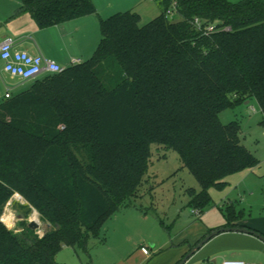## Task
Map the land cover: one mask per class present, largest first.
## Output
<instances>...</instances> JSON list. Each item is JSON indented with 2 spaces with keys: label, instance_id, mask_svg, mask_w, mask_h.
<instances>
[{
  "label": "trees",
  "instance_id": "trees-1",
  "mask_svg": "<svg viewBox=\"0 0 264 264\" xmlns=\"http://www.w3.org/2000/svg\"><path fill=\"white\" fill-rule=\"evenodd\" d=\"M41 28L97 13L93 0H21ZM176 2L173 21L166 11ZM142 24L134 9L100 18L90 59L34 80L0 99V264H61L65 246L88 251L114 214L138 206L152 145L175 150L200 189L188 205L203 214L231 174L260 160L239 120L221 113L256 100L264 126V0H162ZM215 24L205 32L194 19ZM50 224L40 236L2 220L15 194ZM227 224L243 212L224 210ZM59 226V227H58Z\"/></svg>",
  "mask_w": 264,
  "mask_h": 264
},
{
  "label": "rangeland",
  "instance_id": "rangeland-1",
  "mask_svg": "<svg viewBox=\"0 0 264 264\" xmlns=\"http://www.w3.org/2000/svg\"><path fill=\"white\" fill-rule=\"evenodd\" d=\"M112 1L99 0L98 2L101 8H107ZM238 1L240 0H232V2ZM122 2L125 3V0ZM159 3L158 0H144L140 8H146V15H148L147 11L153 15L158 10L160 11ZM170 19L178 21L181 17L178 13H174ZM100 40L101 35L98 44ZM2 63L4 62L0 58V64L2 65ZM10 75L6 72L2 75L0 74V99L5 97L6 91L8 90L7 86L12 88ZM33 83L34 80L26 81L21 89L12 88L11 92L16 95L20 91L30 88ZM251 106L255 108V111L250 109ZM220 116L224 123H228L234 119L239 120L242 126L244 142L260 159V166L262 172H264V126L260 123L262 120V111L256 100L252 99L247 104L226 109ZM152 151L151 165L149 171H147L148 174L145 176V182L139 191V195L143 194L144 191L146 193L142 197L139 196L133 199L143 209L129 207L123 210L122 213L118 212L114 214L102 226L100 238H92L89 241L87 252L79 251L77 253L74 248L65 246L57 255L59 263L131 264L140 254V243L144 236L156 238L167 237L170 234V230L173 233V225L181 224L178 223L181 218V222L183 220L188 221L187 218L189 216L191 217V221H199L204 215L210 213L208 217L211 218V222L214 224L215 222L217 224V222L226 220L224 211L222 212L220 207L227 201V195L237 200V207L240 211L247 208L246 214H250V204L254 206L253 212L255 216L264 212V207H262L264 205V176L261 178L256 177L253 181H247L245 183L243 182V178L241 182L238 181L241 174L237 172L227 177L228 184L224 188L212 187L210 189L213 198V204L210 208L201 215L192 213L191 211L193 209L187 202L189 201L187 188L194 187L199 190V182L188 168L182 166L179 154L175 150H167L158 144H154L152 145ZM246 185L248 187H254V190L251 191V188L246 189ZM19 195L23 197L21 194ZM16 196L17 193L11 197L1 216L3 218V215L8 213L15 218V222L11 225L5 224L15 231H21L20 222L25 219L30 222L34 219V211H37V220L40 221V227L37 229V233L39 235L44 233L50 226H48L47 222L43 221L40 212L33 207L28 216L25 217V208L22 206L28 202L25 198L20 200ZM145 244L149 246L150 242L147 240Z\"/></svg>",
  "mask_w": 264,
  "mask_h": 264
},
{
  "label": "crops",
  "instance_id": "crops-1",
  "mask_svg": "<svg viewBox=\"0 0 264 264\" xmlns=\"http://www.w3.org/2000/svg\"><path fill=\"white\" fill-rule=\"evenodd\" d=\"M93 1L97 6V13L41 28L29 11L22 7L21 0H0V41L6 37H13L17 48L35 54H42L47 58L57 60L63 65H69L73 58L84 60L93 55L92 53L97 47L101 35L100 18L134 9L141 15V23L144 24L159 16L162 11V0H158L160 11L158 10L153 15L149 11L146 15V8H140L144 0H125V3L122 2L123 0H113L107 8H101L99 0ZM3 73L5 71L2 63V65L0 64V74ZM11 80L12 88L18 89H21L26 82L12 77V75ZM247 103L248 101L244 104ZM239 174H241V177L238 178V181L241 182L243 178L245 183L253 181L256 177L261 178L264 176L260 162L256 167L243 170ZM247 188H251V191L254 190V187L246 185ZM226 199L225 204L220 205L222 212L225 207L230 205L240 211L237 207V200H234L235 198L227 195ZM250 205V214H246L247 208H244L242 217L232 225L247 227L264 235V212L255 216L254 206L253 204ZM123 210L120 212L122 213ZM191 212L193 213V211ZM209 214L204 215L199 221H191L189 216L188 221L183 220L181 222V218L178 221L181 224L173 225L174 231L172 233L170 230L167 237L144 236L140 243V254L131 264H178L204 237L213 230L227 224L225 215L226 220L214 224L211 222V218L208 217ZM147 240L150 242L149 246L145 244ZM224 259H245L253 262V264H264V241L249 232L239 230L223 231L213 236L201 248L194 250L185 264H222Z\"/></svg>",
  "mask_w": 264,
  "mask_h": 264
},
{
  "label": "built area",
  "instance_id": "built-area-1",
  "mask_svg": "<svg viewBox=\"0 0 264 264\" xmlns=\"http://www.w3.org/2000/svg\"><path fill=\"white\" fill-rule=\"evenodd\" d=\"M176 7V2L173 1L166 11V16L168 18H171V16L176 13ZM194 23L205 32H212L215 30V24L211 23L206 25L199 17L194 19ZM0 58L4 62L3 70L11 74L12 77L19 78L22 81H33L44 75L60 73L69 65L84 62L82 58H73L69 65H63L57 60L47 58L42 54H35L28 50L17 48L14 44L13 37H6L0 41ZM7 89L5 97L10 98L13 93L10 87ZM250 109L255 111L253 106H251ZM193 213H195L194 210ZM42 235L43 233L40 234V236ZM222 264H253V262L245 259H224Z\"/></svg>",
  "mask_w": 264,
  "mask_h": 264
},
{
  "label": "water",
  "instance_id": "water-1",
  "mask_svg": "<svg viewBox=\"0 0 264 264\" xmlns=\"http://www.w3.org/2000/svg\"><path fill=\"white\" fill-rule=\"evenodd\" d=\"M249 102V100H248ZM19 194V193H17ZM1 220L3 221L2 217ZM4 222V221H3ZM5 223V222H4ZM29 226L34 228V229H38L40 227V221L37 219H32L29 222ZM48 226H50V224L48 223ZM59 227V226H58ZM231 230H239V231H244V232H249L252 233L254 235H256L257 237L261 238L264 241V235H262L261 233H258L256 231H253L252 229H249L247 227H240V226H223L220 227L218 229L213 230L211 233H209L206 237H204L195 247L192 251H190L178 264H185L186 260L188 259V257H190L192 255V253L194 252V250H197L199 248H201L207 241H209L213 236L219 234L220 232L223 231H231ZM45 234V232L43 233V235ZM42 235V236H43Z\"/></svg>",
  "mask_w": 264,
  "mask_h": 264
},
{
  "label": "bare ground",
  "instance_id": "bare-ground-1",
  "mask_svg": "<svg viewBox=\"0 0 264 264\" xmlns=\"http://www.w3.org/2000/svg\"><path fill=\"white\" fill-rule=\"evenodd\" d=\"M18 199L23 200V197H21L19 194H17L16 196ZM34 219L38 218V213L37 211H34L33 214ZM3 221L9 225L13 224L15 222V218L13 216H10L8 213H5V215H3Z\"/></svg>",
  "mask_w": 264,
  "mask_h": 264
}]
</instances>
